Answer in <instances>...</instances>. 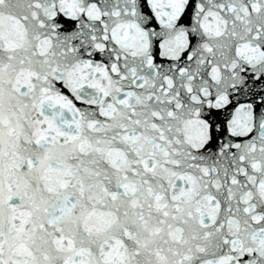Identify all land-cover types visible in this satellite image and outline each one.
Listing matches in <instances>:
<instances>
[{
  "label": "snow or ice",
  "instance_id": "1",
  "mask_svg": "<svg viewBox=\"0 0 264 264\" xmlns=\"http://www.w3.org/2000/svg\"><path fill=\"white\" fill-rule=\"evenodd\" d=\"M0 264H264V0H0Z\"/></svg>",
  "mask_w": 264,
  "mask_h": 264
}]
</instances>
